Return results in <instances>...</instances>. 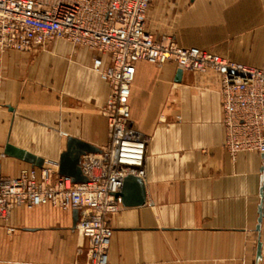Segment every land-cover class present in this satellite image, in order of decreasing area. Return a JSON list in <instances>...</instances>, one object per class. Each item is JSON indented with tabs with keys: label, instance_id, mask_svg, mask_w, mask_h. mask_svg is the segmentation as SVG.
<instances>
[{
	"label": "crops",
	"instance_id": "crops-1",
	"mask_svg": "<svg viewBox=\"0 0 264 264\" xmlns=\"http://www.w3.org/2000/svg\"><path fill=\"white\" fill-rule=\"evenodd\" d=\"M163 24L182 48L264 68V0H153L147 27L157 39ZM94 56L65 40L0 52V177L32 168L5 154L8 143L45 165L59 163L69 137L109 145L111 87ZM178 70L136 66L130 108L147 142V199L111 216L110 263L264 264V157L226 150L215 74L184 71L177 83ZM88 249L74 213L49 205L17 208L0 226V264H87Z\"/></svg>",
	"mask_w": 264,
	"mask_h": 264
},
{
	"label": "built area",
	"instance_id": "built-area-1",
	"mask_svg": "<svg viewBox=\"0 0 264 264\" xmlns=\"http://www.w3.org/2000/svg\"><path fill=\"white\" fill-rule=\"evenodd\" d=\"M153 0H0V52H32L65 40L94 53L93 70L110 84L103 109L110 143L83 158L87 183L59 174L58 164L0 177V226L21 207L49 205L78 211L76 228L89 240L87 264H111L110 218L123 208L124 180L144 178L147 142L132 120L136 66L145 61L183 71L215 74L219 82L226 150L264 157V68L231 62L210 51L157 39L147 27ZM108 59V61H106Z\"/></svg>",
	"mask_w": 264,
	"mask_h": 264
},
{
	"label": "water",
	"instance_id": "water-1",
	"mask_svg": "<svg viewBox=\"0 0 264 264\" xmlns=\"http://www.w3.org/2000/svg\"><path fill=\"white\" fill-rule=\"evenodd\" d=\"M184 71L179 69L176 76V82L181 83ZM102 153V149L94 144L88 143L75 137L68 138L67 150L64 152L58 163L59 174L72 179L74 183H87L89 178L83 172V158L90 154ZM5 154L9 157L19 159L30 164L32 167L43 168L46 161L27 150L17 148L11 144H7ZM264 171V169H263ZM122 204L125 208L141 207L146 204L147 193L145 182L142 178L129 175L124 180V185L120 193ZM264 198V188H263ZM263 208H261V216L259 223L263 219ZM74 226L76 227L79 220L78 211H74ZM262 245L258 247V259L261 258Z\"/></svg>",
	"mask_w": 264,
	"mask_h": 264
},
{
	"label": "rangeland",
	"instance_id": "rangeland-1",
	"mask_svg": "<svg viewBox=\"0 0 264 264\" xmlns=\"http://www.w3.org/2000/svg\"><path fill=\"white\" fill-rule=\"evenodd\" d=\"M160 31H161V33H160V35L162 36V37H166V36H171V37H174V36H172L170 33H168V27H167V24H163L162 26H161V29H160ZM158 33V32H157ZM159 34V33H158ZM161 37V38H162ZM201 75V74H200Z\"/></svg>",
	"mask_w": 264,
	"mask_h": 264
},
{
	"label": "bare ground",
	"instance_id": "bare-ground-1",
	"mask_svg": "<svg viewBox=\"0 0 264 264\" xmlns=\"http://www.w3.org/2000/svg\"><path fill=\"white\" fill-rule=\"evenodd\" d=\"M32 168H36V167H32Z\"/></svg>",
	"mask_w": 264,
	"mask_h": 264
}]
</instances>
